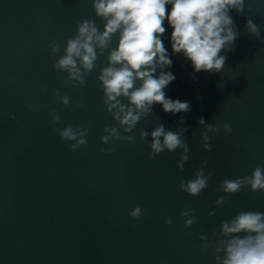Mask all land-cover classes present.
<instances>
[{"label": "water", "instance_id": "1", "mask_svg": "<svg viewBox=\"0 0 264 264\" xmlns=\"http://www.w3.org/2000/svg\"><path fill=\"white\" fill-rule=\"evenodd\" d=\"M230 15L239 37L220 73H195L182 54L170 55L168 70L176 79L166 95L190 102L191 112L165 114L156 104L154 114L128 133L132 143L103 144L104 127L117 125L103 104L99 67L83 87H73L65 83L66 73L53 69L58 57L49 48L55 40L63 54L64 42L85 18L103 30L92 0H0V264H215L213 249L203 253L198 237L213 240L220 221L238 211L264 212V192L247 189L223 207L214 205L224 195L218 191L221 181L264 166V0H245L243 15ZM249 18L259 38L246 31ZM164 26L163 43L171 54L172 29L167 21ZM106 56L98 57L100 67ZM56 90L71 97L67 108ZM29 105L35 108L29 111ZM53 111L61 117L55 125ZM156 116L173 131L188 128L183 171L176 167L179 151L148 158L151 138L142 142L139 132L153 130ZM181 116L184 124L178 123ZM201 117L233 129L209 133L210 152L202 147ZM69 124L88 128L87 144L75 151L57 131ZM205 160V173H212L208 188L197 197L181 191L179 180L192 179ZM137 206L147 210L139 220L129 216ZM183 209H193L196 217L187 230L179 215ZM169 217L172 224L166 225Z\"/></svg>", "mask_w": 264, "mask_h": 264}, {"label": "clouds", "instance_id": "2", "mask_svg": "<svg viewBox=\"0 0 264 264\" xmlns=\"http://www.w3.org/2000/svg\"><path fill=\"white\" fill-rule=\"evenodd\" d=\"M167 6H171L170 11ZM95 16L104 21L101 31L96 21L85 18L76 25V32L61 45L55 40L49 44L50 55L58 57L53 69L66 73L65 83L73 87H83L88 77L99 67L97 80L103 92L105 110L111 114L117 126H105L106 133L101 137L103 144L110 141L132 143L134 137L128 135L136 129L138 122L154 114V105L162 106L165 114L190 113V102L171 99L165 89L176 77L169 71L173 61L170 55L182 54L191 62L195 73H220L225 66L226 53L233 50L239 37L237 27L230 12L235 10L243 15L245 0H92ZM252 9L249 7L248 11ZM165 21L172 32L170 42L172 53L165 47ZM245 28L248 34L260 37L258 26L247 19ZM117 43L113 47V37ZM224 52L225 55H221ZM106 56V66L97 64L98 57ZM47 91V89H42ZM65 108L71 97L54 92ZM127 100V103L123 101ZM77 107H82L77 102ZM29 111L35 105H29ZM157 118L156 127L149 131L141 129L140 140L151 138L149 159L164 151L180 152L176 167L183 171L189 159V146L186 142L187 127H177L175 131L165 127ZM59 113H51L53 125L60 122ZM179 124L185 123L181 116ZM198 123L204 127L201 133L202 147L212 151L209 133H217L222 127L227 134L233 129L228 123L213 125L201 117ZM123 131V134L121 132ZM62 141H68L71 151L87 144L88 128L71 124L57 130ZM101 152L111 153V148H101ZM207 160L202 161L192 179L179 180L178 187L184 193L197 197L209 186L212 173H205ZM245 189L251 192H264V166L257 165L250 175L225 179L218 185L224 193L214 201L215 207H223L234 194ZM139 206L129 212V216L139 220L143 213ZM215 210L208 216H214ZM179 215L184 219L187 230L196 223L193 209H183ZM166 225L172 224L169 217ZM213 240L200 235L201 251L213 249L215 264H264V212L238 211L235 216L221 220L218 231L212 232Z\"/></svg>", "mask_w": 264, "mask_h": 264}]
</instances>
